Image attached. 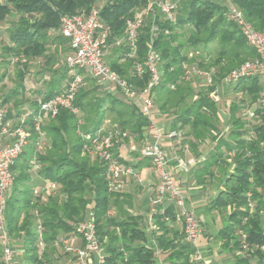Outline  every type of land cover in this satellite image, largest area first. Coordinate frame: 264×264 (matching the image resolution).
<instances>
[{"label": "trees", "instance_id": "1", "mask_svg": "<svg viewBox=\"0 0 264 264\" xmlns=\"http://www.w3.org/2000/svg\"><path fill=\"white\" fill-rule=\"evenodd\" d=\"M170 1L176 4L174 22L165 21L160 14L147 16L138 34L135 57H126L127 47L111 46L112 56L107 61L112 71L139 92L147 86L149 73L144 71L137 77L133 64L144 65L147 44L152 43L160 58V83L153 89L155 108L170 119V131L178 134L174 138H180L181 144L188 145L195 153L201 146L208 148L205 159L198 164L195 178L200 185L207 180L218 182V193L207 210H229L227 222L218 232L219 240L241 255L236 258L237 264H252L254 260V264H264V224L261 223L264 215V106L259 103L264 86L258 77H243L231 86L224 84L233 69L255 58L254 50L227 19L222 3ZM148 2L0 0V28L13 18L6 30L8 42H0V66H7L12 59L22 63L10 81L12 87L0 97L6 117L16 119L27 111H36L37 98L29 103L24 96L27 63L42 60V72L47 73L63 59L68 42L59 33L62 16L98 6L110 46L125 36V21ZM231 2L255 30L264 27V0ZM153 26L157 29L154 35L151 34ZM185 63L196 64L201 70L213 67L215 72L210 84L199 78L185 80ZM0 68L4 71V67ZM65 72L63 66L61 76L52 84L54 90L42 99L58 93L56 89L65 80ZM2 77L1 74L0 85ZM211 92H216L220 99L215 101L210 97ZM226 97H230L227 103L224 102ZM74 106L79 110L78 116L59 110L57 116L42 125L41 136L28 121L27 144L11 168L13 184L4 217L7 230L21 251V263L57 264L60 258L72 255L64 251L62 242L74 237V225L91 212L96 233L103 241L105 264H201L191 260L193 248L183 241L180 231H175L165 220L174 221L173 202L165 201L156 207L152 215L155 230L150 231L144 214L130 212L131 196L109 189L105 164L83 152L86 141L82 136L98 132L105 122L109 128L116 126L139 143L147 120L137 105L103 90L85 77ZM254 106L253 117H249L247 110ZM224 108L226 117L221 118L219 111ZM250 133L252 138H249ZM121 143L114 146V157L127 168L131 165L120 156ZM134 156L139 157L135 168L147 165L148 159L137 153ZM31 161L41 165L43 180L56 185L44 202H40L41 196L35 198L33 188L27 185ZM147 204L149 208L145 213L151 209ZM162 208L164 214L160 213ZM1 254L0 247V264H3Z\"/></svg>", "mask_w": 264, "mask_h": 264}, {"label": "built area", "instance_id": "2", "mask_svg": "<svg viewBox=\"0 0 264 264\" xmlns=\"http://www.w3.org/2000/svg\"><path fill=\"white\" fill-rule=\"evenodd\" d=\"M223 5L226 9L225 16L238 28L247 45L255 53V58L244 62L228 74L224 79L225 86H231L243 77H258L262 81L264 78V27L261 30H255L231 0H224ZM175 12L176 4L170 0H149L146 6L138 9L132 18L125 21V36L110 46L106 41L108 30L101 21L98 6L93 5L87 11L62 16L59 33L68 42V51L63 56L66 78L62 90L45 100L37 98L36 111H27L16 119L7 118L5 109L0 105V247L3 264H22L18 259L21 251L15 246V241L7 230L4 213L13 184L11 168L27 144L28 121L35 132L41 136L42 125L48 119L57 116L59 110L65 109L78 116L79 110L74 106V100L85 77L92 79L98 86L106 87V90L113 95L125 97L135 103L142 116L146 118L147 124L143 128L144 134L140 145L136 144L126 132L112 126L107 130L100 129L94 134L83 135L82 137L86 141L83 152L105 164L106 179L109 182L110 190H118V183L123 177H134L140 183L136 170L130 167L125 168L114 157L113 149L116 144L122 142L120 150L136 152L141 157L148 159L158 179L157 186L148 189V203L151 206L147 216L148 229L155 230V226L152 224V215L155 214L156 207L162 206L165 201L173 202L176 209L174 221L179 224L183 241L194 250L191 260L204 264L202 255L197 248V241L201 233L199 220L187 207L185 197L173 181L168 158L161 146L163 134L155 123L159 111L154 106L155 93L153 89L160 83L159 55L153 50L152 43L149 42L144 65L134 62L133 72L137 77H141L144 71L149 73L147 86L139 92L134 91L126 80L112 71L105 58L111 46L127 47L129 53L126 57L134 58L138 34L147 16L160 14L165 21L174 22ZM156 31V27L153 26L151 34L154 35ZM191 57L192 53L189 54V58ZM183 70L185 80L199 78L208 84L215 72L213 67L209 70H201L196 64L186 63L183 65ZM210 97L215 101L220 99L216 92H211ZM259 103L264 106V91L260 94ZM254 109L255 106L247 110L249 117H253ZM176 136L178 134L173 131L167 134L169 138ZM249 136L252 138V133ZM125 140L128 142H124ZM37 147L40 148L41 145L37 144ZM48 188L55 190L56 185L50 183ZM160 213L164 214L163 208ZM165 220L167 223L170 222L167 218ZM38 229L41 230L40 227ZM73 234L75 238L81 240L82 246H71L67 239L62 244L64 251L71 253L77 264H105L103 241H100L96 233L91 212H88L82 221L74 225ZM40 246H42L41 243ZM156 255H159L158 250H156Z\"/></svg>", "mask_w": 264, "mask_h": 264}, {"label": "crops", "instance_id": "3", "mask_svg": "<svg viewBox=\"0 0 264 264\" xmlns=\"http://www.w3.org/2000/svg\"><path fill=\"white\" fill-rule=\"evenodd\" d=\"M110 56H112V49L107 52L105 58L109 59ZM62 62L63 59H60L59 62L57 61L55 63L52 69H49L48 72L44 74H42L40 70L38 74L35 69L27 71L24 79V96L29 103L33 101L34 98H42L47 95L51 89L54 90L52 84L55 82V79H58L61 76L59 72L64 66V63L62 64ZM57 69L59 72H55ZM260 82L264 86V78ZM64 85L65 80L57 86L56 91L60 92ZM219 115L221 118L226 117V114L225 116H222V110L219 111ZM155 123L163 134L161 138V146L168 158L173 181L180 193L185 197L187 207L193 211L199 220L201 233L197 241V248L202 255L204 264H237L236 258L241 255H239L238 252L225 247L218 238L219 230L225 222H227L229 210H207L209 202L214 199L218 193V182L207 180L204 185H200L195 178L198 164L205 159L208 148H206V146H201L195 153L188 147V145L181 144L180 138L167 137V134L171 132L170 119L164 117L160 112L155 118ZM105 128V126H102L101 129ZM135 143L140 145L141 141ZM120 156H122L124 162L131 165L130 168L136 170L140 183H138L134 177H123L118 183V191L131 196L132 205L130 212L135 215L144 214V220L147 225L148 212L145 213V210L149 208L147 204L149 194L148 189L157 186V176L149 161H147V165L144 167L135 168L134 166L139 162V157L136 158L134 153L129 154L125 150H121ZM181 163H183V165H181ZM29 165L31 166L27 174L30 179L27 185L33 188L34 197L41 196L40 202H44L48 194H52L55 190L49 189L48 185L50 183L41 178V165L39 163L31 161ZM38 206V204L35 205V208ZM112 213H114V210H112ZM261 223L264 224V215L261 217ZM167 224H169L175 231L179 230V224H177L176 221H171ZM70 241H73L74 246L82 245L81 240L78 238L72 237L68 240V242ZM15 246H17L16 242ZM73 257V255H68L65 258H60L57 264H77L76 260H73ZM159 263H161V258H159ZM254 263L255 260L252 261V264Z\"/></svg>", "mask_w": 264, "mask_h": 264}, {"label": "rangeland", "instance_id": "4", "mask_svg": "<svg viewBox=\"0 0 264 264\" xmlns=\"http://www.w3.org/2000/svg\"><path fill=\"white\" fill-rule=\"evenodd\" d=\"M213 1L220 2L222 4L224 2V0H213ZM12 20H13V18L9 19V22L10 23L8 22L7 25H5V24L3 25L2 24V26L0 28L1 29V32H0V42H2V43H7L8 42V34H7V31L6 30L11 25V21ZM106 60H108V59L106 58ZM21 64L22 63L17 62V59H12L7 66L6 65L0 66V67H4V71L1 70V68H0V73L3 75V77H2L3 78L2 84L0 85V97L1 98L12 87V84H11L10 81L13 80L15 71H16L17 67L20 66ZM27 64L29 66L28 71L30 69H35L36 72H38V74H39V70L41 72L44 71V65H43V61L42 60H39L38 62H35V61L32 62L31 61V62H28ZM62 64H63V62H62ZM42 74H44V72H42ZM102 88H103V90H106V87L103 86ZM226 98L227 99L224 101L225 103H227V102L230 101V97L229 98L226 97ZM225 112H226V108L222 109V116H225V114H226ZM103 126L106 127L104 130L109 129V125H108L107 122H105ZM127 153L132 154V153H136V152L128 151ZM69 245L74 246L73 241H70L69 242Z\"/></svg>", "mask_w": 264, "mask_h": 264}]
</instances>
